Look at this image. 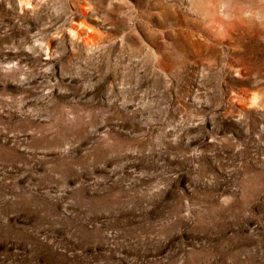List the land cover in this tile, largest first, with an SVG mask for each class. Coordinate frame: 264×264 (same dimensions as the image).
Returning a JSON list of instances; mask_svg holds the SVG:
<instances>
[{
  "label": "rangeland",
  "instance_id": "374dc122",
  "mask_svg": "<svg viewBox=\"0 0 264 264\" xmlns=\"http://www.w3.org/2000/svg\"><path fill=\"white\" fill-rule=\"evenodd\" d=\"M0 264H264V0H0Z\"/></svg>",
  "mask_w": 264,
  "mask_h": 264
}]
</instances>
